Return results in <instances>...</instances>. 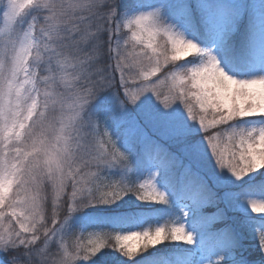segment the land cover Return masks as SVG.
I'll return each mask as SVG.
<instances>
[{
  "label": "snow or ice",
  "instance_id": "6c2138e0",
  "mask_svg": "<svg viewBox=\"0 0 264 264\" xmlns=\"http://www.w3.org/2000/svg\"><path fill=\"white\" fill-rule=\"evenodd\" d=\"M208 4L159 0L125 15L120 0H0L4 264H98L105 248L133 264H249L240 233L215 227L241 206L258 214L264 253V179L250 175L264 169V123L248 119L264 118V32L252 37L246 0L213 19ZM110 69L124 98L112 92ZM129 76L138 93L130 95ZM105 88L118 101L109 118L128 124L119 146L108 131L97 139L90 102ZM140 93L156 96L151 119L165 143L125 120ZM194 125L202 139H191ZM132 141L156 169L140 182L126 179ZM112 169L120 179L104 175ZM131 196L164 206L161 216L128 209ZM163 216L171 219L159 223ZM82 228L92 230L77 235Z\"/></svg>",
  "mask_w": 264,
  "mask_h": 264
},
{
  "label": "rangeland",
  "instance_id": "374dc122",
  "mask_svg": "<svg viewBox=\"0 0 264 264\" xmlns=\"http://www.w3.org/2000/svg\"><path fill=\"white\" fill-rule=\"evenodd\" d=\"M123 2L124 0H120L121 7L118 9V11H120L125 15H132L136 11H139L140 4H148V3H139L138 1H136L134 2V4L131 5V7H126V5L123 4ZM158 2L159 0H156L155 3ZM235 3L236 0H209L208 8L206 10L205 15L210 19L216 18L217 16L226 17L227 15L230 14V6ZM246 10H247L246 19L249 24L250 32L252 34V37L258 40L260 38L261 33L264 32V0H246ZM2 26H3L2 21H0V27ZM125 31L126 32L124 33L128 32L127 29H125ZM113 63L115 66V60H113ZM109 73L113 77L112 92H117L121 98H124L125 89L124 87L121 86L120 73L118 71L112 72L111 69ZM126 78L128 79L130 95L133 93H138L139 81H134L130 76ZM112 92L109 91L107 88H105L102 90L101 93L97 95L96 99L91 101L90 103H91V107L95 110L96 118H97L96 121L98 125L97 139L101 138L100 133L102 134L104 131H108L109 134L112 136V139L116 140L119 146V144L123 142L122 139L124 136L125 129L128 127V124L126 122H120L119 127H117V124L114 123V121L109 118L111 116L112 109L118 105V101L115 100ZM140 94H141V99L137 101V105L129 104L127 106L129 111L127 116L125 117V120L134 119L143 127L146 134L152 138H154L153 137L154 135H164L163 129L153 124V121L151 119L152 106L158 105L159 103L156 96L151 93H140ZM160 99L163 100L164 98L161 97ZM139 105H143V106L138 107ZM175 106L176 105H174V107ZM179 109L181 112H183L184 111L183 105H179ZM184 115L186 118V112L184 113ZM248 119L255 121L257 124L264 123V118L261 117H253ZM189 124H193V122L189 121ZM202 136L203 133L199 131V126L194 125L191 139L195 141L197 139H202ZM159 141L163 143L162 140ZM201 169L204 172L208 171L206 164H201ZM155 170L156 169L154 168L151 170H147L146 174L142 177V179H147V175H150L151 171H155ZM250 175L253 176L255 175V173H252ZM246 178L249 177H245L244 179ZM220 190H221V194H223L224 191H227L229 189L220 188ZM238 210L244 213L255 214V213H251L250 208H247L246 206H241ZM133 230H139V229L133 228Z\"/></svg>",
  "mask_w": 264,
  "mask_h": 264
},
{
  "label": "trees",
  "instance_id": "16d2710c",
  "mask_svg": "<svg viewBox=\"0 0 264 264\" xmlns=\"http://www.w3.org/2000/svg\"><path fill=\"white\" fill-rule=\"evenodd\" d=\"M136 1H138L139 3H148V4H152L156 2V0H124L123 4L126 5V7H131V5L134 4V2ZM122 32H126L125 29H122ZM187 59L192 60L193 57H188ZM102 63L111 64L114 67L113 60H108L107 56H105ZM153 137H154L153 139L162 140V142L165 143L164 135H154ZM130 146L132 149L129 155V164L131 167H130V171L127 174L126 179H131V180H135L136 182H140V180L148 170L147 167L148 162L144 160L141 153V149L139 148V145L135 141H132ZM185 163H188L187 160H185ZM260 173H264V169H260L259 172L255 173V175H253L252 177H255L257 180L264 179V176H261ZM104 175L109 180H118L121 178L120 172L117 169L106 170ZM248 179L249 178H246L245 180ZM218 191L221 194V190L218 189ZM123 205L128 209H133V208L139 209L140 211H143L145 215H148L150 217H160L161 213L158 210L164 207L162 205L152 204L150 202L137 201L135 199V196L125 197ZM141 205H143V207ZM220 207L225 208V205L221 204ZM205 211L211 212L214 211V209L209 208V209H205ZM85 212L87 213L88 210L86 209ZM255 216L257 215L244 213L236 209L226 208L225 219L223 221H218L215 227L220 228V227L230 226L236 229L241 235V243H242L241 251L245 256L249 258V264H264V253H260L258 251L256 240L254 239L255 234L253 228L255 224L253 223L252 218H254ZM169 219L171 218L168 216H163V218L159 219V223H165ZM255 223H260L259 218H256ZM248 224L249 227L247 226ZM155 225H156V221L152 220L149 223L143 224L142 227H146V226L153 227ZM91 230L92 229L89 228L78 229L77 235H79V231L87 232ZM171 244L172 242L170 241L165 242V245L170 246ZM165 245H157V247L160 248L162 252H167L169 251V247H166ZM145 255H147V253H145ZM97 258H99L98 264H133V261H127L126 258L120 256L118 252H113L111 248L103 249L101 253H97V256L93 257L92 259L97 260ZM0 264H4V261L2 259H0ZM87 264H92V261H88Z\"/></svg>",
  "mask_w": 264,
  "mask_h": 264
}]
</instances>
